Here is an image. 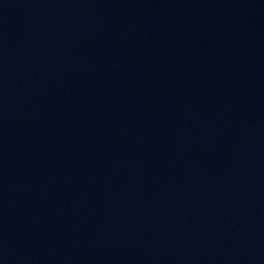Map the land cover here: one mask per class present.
I'll list each match as a JSON object with an SVG mask.
<instances>
[{
	"label": "water",
	"instance_id": "obj_1",
	"mask_svg": "<svg viewBox=\"0 0 264 264\" xmlns=\"http://www.w3.org/2000/svg\"><path fill=\"white\" fill-rule=\"evenodd\" d=\"M0 264H264V0H0Z\"/></svg>",
	"mask_w": 264,
	"mask_h": 264
}]
</instances>
